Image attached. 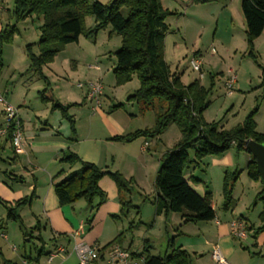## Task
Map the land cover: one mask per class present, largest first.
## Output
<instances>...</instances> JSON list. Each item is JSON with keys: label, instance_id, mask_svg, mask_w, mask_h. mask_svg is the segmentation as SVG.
<instances>
[{"label": "trees", "instance_id": "trees-1", "mask_svg": "<svg viewBox=\"0 0 264 264\" xmlns=\"http://www.w3.org/2000/svg\"><path fill=\"white\" fill-rule=\"evenodd\" d=\"M241 10L246 25L247 55L258 60L255 41L264 31V0H241ZM11 14L17 23L31 16L44 20L40 26L39 53L33 51L35 44L32 43L27 45V54L30 69L37 72L45 81L47 78L43 74V66L53 62L55 56L63 51L67 44L78 42L82 34L91 36L102 29L110 28V32L122 35V45L115 52L117 62L113 68L116 84H125L136 76L140 81V87L128 97V101L138 103L142 112L153 109L155 123L152 127L115 136L113 140L132 142L140 137L157 138L170 125L176 124L181 139L161 158L155 176L157 195L152 203L156 206V212L166 217L174 212L181 213L185 223L213 220L216 211L212 205V191L207 190L201 195L186 178V170L191 165L200 164L205 157L222 154L232 146L249 152L246 142L255 140L263 143L264 133L256 129L254 116L258 107L249 113L244 122L231 129H223L217 122H207L204 119L203 114L210 105L209 96L214 86V76L211 77L209 88L201 85L198 79L184 84L181 75L172 72L165 58V39L169 31L167 18L177 12L165 8L160 0H111L109 3L100 0H14ZM86 15L95 18V26L92 29L85 26ZM17 33H19L17 24H7L0 31V64L3 46L13 42ZM262 86L264 87V79ZM48 99L53 98L50 96ZM162 102L165 104H161ZM57 106L66 111L67 107L72 105ZM68 118L72 133H75L74 120L71 116ZM10 137L11 134L8 138ZM191 151H194L193 157L190 155ZM60 161L71 168L79 166L68 174L61 170L54 176V188L60 204H74L81 199L92 203L98 199L91 207L92 216L87 223H90L93 213L107 198L100 186V180L105 175L115 181L120 192L131 193L133 180L125 178L119 171L106 170L97 164L84 161L72 151L65 152ZM246 172L251 179L260 181L254 156L247 163ZM238 178L237 172L225 174L223 182L225 210L235 205L233 191ZM261 184L262 188L255 198V204L258 202L262 204L259 213L262 225L258 227V233L264 231V183ZM30 199L31 197H25L17 201L15 207L8 206V217L22 223L17 208L27 204ZM121 204L123 214L127 213L128 207L133 206L131 201L123 199ZM122 238L123 233L109 244L120 242ZM174 239L175 237L170 239V251L163 256L151 254L146 246L144 251L146 264H191V254L181 247H174ZM3 264L17 263L4 261Z\"/></svg>", "mask_w": 264, "mask_h": 264}, {"label": "crops", "instance_id": "crops-1", "mask_svg": "<svg viewBox=\"0 0 264 264\" xmlns=\"http://www.w3.org/2000/svg\"><path fill=\"white\" fill-rule=\"evenodd\" d=\"M209 2H212V0H193L188 4V7L193 8L199 4ZM13 9L14 0H0V31L7 24H17L18 26V23H20H17L15 18L12 17L11 13ZM175 11L177 12V10ZM238 17L240 19V26L245 28L246 34L244 16H241L238 13ZM29 18L33 19L34 16L28 17L24 21H27ZM34 19L39 20L37 27L40 29L44 20L36 16ZM167 39L168 34L165 39L166 61ZM74 43L80 44V39L78 42ZM72 44L73 43L67 44L64 50L55 56L53 62L43 66V74L47 79H49L47 69L50 72H53L57 77H61V74L57 73L60 69H52L51 67L56 65L55 61L61 55V62H64L67 65L69 58L63 56V54L66 53L68 49L69 51L71 50L69 47ZM34 49L35 47H33V51L38 54L39 52H36ZM255 49L259 54V57L264 56V31L256 39ZM100 52L101 51L98 49H95V54L99 55ZM212 52L215 54L216 49L213 48ZM243 52L247 54V41ZM195 53L200 54L199 51L196 50L194 54ZM83 55L84 54H79V57L82 58ZM88 66L89 71H101V67L96 64V61ZM74 68L76 70L74 72L77 73L78 67L75 66ZM28 70H32L30 69V64ZM203 70H205L204 64ZM32 71L37 73L34 70ZM205 77L206 72L204 78ZM215 77L216 76H214V83ZM203 79H200L198 75L200 83ZM181 80L183 81L182 73ZM88 84L79 87L83 90L81 95L82 100L84 101L82 103L83 105L79 103L81 101L79 100L75 102L78 106H72L68 109V113L74 112L72 114L70 113V116L74 120L76 129L75 133H72L71 130L68 134L67 127L63 126L62 121L53 123L49 119H45V125L43 127L42 125L40 127L39 125L35 126L32 123L25 124L23 117L19 114L24 128L25 143L23 151L17 152L8 136L1 137V139L8 141L12 149V154L7 157V159H11L10 163L12 164H10V167L7 169L8 171H12H6V174L0 178V206L3 207L0 211V218L2 219L3 229L6 235V237L2 238L8 240L11 235L9 231V223L3 222L5 217L19 222L18 220L8 217V206L15 207L17 201L25 197H31L27 204L17 208V214L22 220V223H19L20 226L25 229V224H28L31 228L34 225L37 228L36 230L39 231V238L42 241L40 248L37 250L38 254L28 255L27 253H24L21 255L20 264H23V261L27 259L26 256H29V260L36 261L38 264H60L61 262L63 264H77V258L73 252V248L69 250V246L74 245L75 239L73 234L80 228H83V233L80 238L87 243L99 246L119 244L133 252L138 251L142 253L147 246L150 248L149 251L152 254L153 247L151 245L145 244L140 250H132L131 245L134 243L133 240L126 243L124 234L131 217L128 212V214L121 213V200H132V196L128 195V193L120 192L115 181L110 176L105 175L100 180V186L106 193L107 198L93 213L94 216L90 223H87V221L92 216L91 207L98 202V199H95L92 203L85 199H81L74 204L61 205L56 195L54 176L61 170H64L65 174H68L79 168L78 165L71 168L69 165L60 161L63 154L67 151L77 153L84 161L97 164L106 170L119 171L127 179L134 178L135 181L133 182L142 190L143 195L146 196L148 178H150V180L153 179L154 191L156 192L155 174L159 169L163 154L172 147V143L170 145L165 143L160 145L163 139L161 137H157L159 140L158 142H154V140L150 142L149 139H146L145 137H140L132 142L113 140L115 136L126 135L138 129L150 127V123H148L146 116L148 113L147 111L142 112L139 104L135 106L133 101L124 102L122 99L115 97L116 102L113 99L111 100L109 112L101 104L98 111L93 114V103L87 102L85 98L88 91ZM184 84L187 83L184 82ZM103 95H105V92ZM2 117L4 118V122H0V127L5 124L4 108H2ZM39 120L41 121V118ZM177 138H179V135H177ZM152 151H154L155 154H151ZM245 153L244 157L247 166V163L253 155L248 151ZM1 154V159H4V157L7 156L5 155L6 152L4 150H2ZM240 156L241 154L236 158L233 154L232 156L231 154H227L221 158V161H218V166H220V168L222 167V169H227L225 174L227 172L231 173L228 169H237L241 166ZM201 166L202 163L191 165L186 170L185 176L189 179L192 187H194L201 195H204L205 192L209 190L208 183L195 176L196 167ZM151 174H153L152 178ZM194 179H197L198 181H194ZM256 185L257 187L254 190L252 197H246L247 201H244L243 204L242 200L244 199L242 196L237 197L235 191H233V198L237 199V202L233 208L228 210H218L212 201V205L216 211V217L210 221L185 223L181 213L174 212L166 217L164 214H158L156 212L155 205L149 206V214L147 213L146 205L143 208L139 207V218L141 222H148V224H151L152 226H155L159 220L163 221L167 232L165 241L168 249H166V252L170 251V239L175 237L174 247H181L187 250L192 256L191 264H221L213 257V249L216 245L220 247L221 253L226 260V264H264V231L257 232L258 227L262 225L259 218V213L262 208L259 211V209H257L258 205L255 204V208L251 210V206L255 199L254 196H256L262 188V184ZM145 202L146 201H144V203ZM257 210L259 213L255 215V211L257 213ZM234 221L239 222L246 228L248 231V236L246 238L240 239L234 236L232 232V223ZM132 227H134V225L130 226V228ZM42 230L49 231L52 238V248L48 251H46L44 245ZM121 233H123V238L120 242L109 244ZM171 234L173 235L171 236ZM27 235L31 237L29 233L25 236ZM60 245L67 248L69 251L68 255L64 257L58 255L49 262L50 253L54 252ZM17 250L18 249L14 251ZM43 259H45V261H43Z\"/></svg>", "mask_w": 264, "mask_h": 264}, {"label": "rangeland", "instance_id": "rangeland-1", "mask_svg": "<svg viewBox=\"0 0 264 264\" xmlns=\"http://www.w3.org/2000/svg\"><path fill=\"white\" fill-rule=\"evenodd\" d=\"M100 1L109 3L111 0ZM160 1L165 8L172 11L177 10L178 12V14L170 15L167 18V23H170L167 39V63L172 72L177 71L180 75L182 73L183 81L187 84L198 79L199 74L190 66V59L196 50L202 55L204 73L206 72V77L201 81V84L209 88L211 76H216L209 96L210 105L203 114L204 118L210 122H217L223 129H231L244 122L249 113L258 107L254 116L257 124L256 129L258 132L264 133V87L262 86L264 56L255 60L243 52L246 47V34L245 28L240 26L238 17V13L243 16L241 0H212V2L199 4L193 8L188 7V4L193 0ZM124 13H126V9H124ZM34 18L18 23L19 33L15 35L13 42L3 46L2 63L0 64V94L5 96L7 101L18 109V113L23 117L25 124L32 123L35 126L39 125L40 127L42 125L43 127L45 119H49L53 123L62 121L69 134L71 124L68 116L74 112L68 113V109L72 106H78L75 104L76 101L81 100L79 102L81 105L84 102L81 96L83 90L79 88V83L88 84L89 82L100 81L105 92V95L101 97V102L108 112L112 99L115 100V97H117L127 102L128 97L140 87V81L136 76L125 84H116L113 73V68L117 62L115 52L121 48L123 37L121 34L110 32V28L102 29L91 36L86 33L82 34L80 44L73 43L69 47L71 50L68 49L64 53L65 55L63 54V56L69 58L67 65L61 62L62 55L56 59V65L51 68L60 69L57 73L61 74V77H57L47 69L49 79L45 81L38 73H34L32 70L29 71L30 59L27 54V44L35 43L34 50L39 52L37 47L40 39V29L37 27L39 20ZM84 21L87 29H92L95 26V18L91 15H86ZM213 48L216 49L215 54L212 52ZM95 49L101 51L99 55L95 54ZM79 54H84L85 57L83 55L80 58ZM95 61L101 67L100 72L89 71L88 69V65L95 63ZM75 66L78 67L77 73L74 72L76 71ZM229 69H234L238 75V81L231 95L227 93L225 86ZM49 95L53 99H48L50 98ZM45 97L47 99H44ZM87 102L89 101L87 100ZM133 103L135 106L138 104ZM57 104L63 107L72 106L67 107L65 111ZM161 104L165 103L162 102ZM2 108L4 107L0 103L1 123L4 122ZM64 111L68 116L65 115ZM147 113L148 123L152 127L155 123V111L149 109ZM177 135H179V138H177ZM159 137L163 138L160 145L164 143L170 145L172 143L173 147L181 139V133L177 125L172 124ZM153 140L154 142L159 141L158 138L149 139L150 142ZM1 149L7 155L4 159H1ZM245 152L239 150L236 146H232L222 154L205 157L200 162L202 166L195 169V176L208 183L209 190L213 192V204L220 211H224L223 179L227 171L226 168L222 169L218 166V161H221L223 156L227 154L232 156L233 154L234 157L238 158V155L241 154L239 157L241 166L237 169L228 170L231 174L232 172H237L240 176L242 174L234 187L237 197L242 196L244 199L242 204L247 201L246 197H252L257 187L256 184H261V180L255 181L247 175ZM10 154H12L11 146L7 140L0 137V178L6 174V171H12L7 169L11 164V159H7ZM151 154H155V152L152 151ZM190 155L193 157L194 151H191ZM148 179L146 196L143 195L142 190L134 182L132 183L131 193H128L132 196V200L126 199L130 200L133 205L126 210L130 213L131 220L129 223L127 222L124 235L126 243L133 240L132 250H140L145 244H148L153 247V255L163 256L167 253L166 249H168L165 241L167 232L164 222L159 220L155 226H152L148 222H141L138 214V208H143L145 205L148 213L149 206L154 205L152 200L157 195L154 191L153 179ZM129 180L135 181L134 178H129ZM254 197L256 198V196ZM144 201L146 202L144 203ZM234 201L236 205L237 199H234ZM256 205H258L257 209L260 211L262 204L258 202ZM256 205L254 199L251 210ZM2 208L0 206V211ZM258 213V210L257 213L255 211V215ZM3 222L9 223L11 235L8 240L0 237V264H3L4 261L20 264L21 255L24 253L28 255L38 254L37 250L40 248L42 241L39 238V231L36 230L37 228L34 225L31 228L28 224H25V229L20 226L19 222L10 220L7 217L4 218ZM131 225H134V227L130 228ZM27 233L31 237L25 236ZM42 238L46 251H48L52 248V238L49 231L42 230ZM13 246L18 250L14 251ZM72 248L73 245H70L69 250Z\"/></svg>", "mask_w": 264, "mask_h": 264}, {"label": "built area", "instance_id": "built-area-1", "mask_svg": "<svg viewBox=\"0 0 264 264\" xmlns=\"http://www.w3.org/2000/svg\"><path fill=\"white\" fill-rule=\"evenodd\" d=\"M203 59L200 54H194L190 59L191 68L199 74V78L203 79L205 76L203 70ZM238 81V75L234 69H229V75L225 82L227 93L232 94L234 86ZM84 83H79V87H83ZM104 92V86L100 81L89 82L88 91L85 95L86 100L93 103L92 113L95 114L101 107V97ZM0 103L4 107L5 124L0 127V137L9 136L10 141L17 152H22L25 138L24 128L18 109L7 101L5 96L0 94ZM233 234L236 238L244 239L248 236L246 228L237 221L232 223ZM83 233V228L76 230L73 234L75 243L73 245V252L77 258V264H146V255L142 252H133L122 247L119 244H112L110 246H99L87 243L80 238ZM0 237H6L2 219L0 218ZM13 249L17 248L13 246ZM69 251L63 245L56 248L54 252L49 255V262L56 256H67ZM213 257L221 264H226L220 247L216 245L213 249ZM23 264H38L36 261L25 259ZM60 264H63L62 262Z\"/></svg>", "mask_w": 264, "mask_h": 264}, {"label": "water", "instance_id": "water-1", "mask_svg": "<svg viewBox=\"0 0 264 264\" xmlns=\"http://www.w3.org/2000/svg\"><path fill=\"white\" fill-rule=\"evenodd\" d=\"M246 147L249 152L255 157L260 180L262 183H264V142L259 143L255 140H248L246 142Z\"/></svg>", "mask_w": 264, "mask_h": 264}]
</instances>
